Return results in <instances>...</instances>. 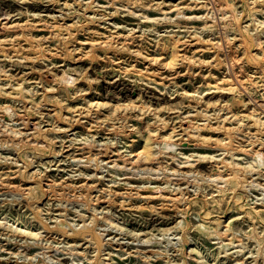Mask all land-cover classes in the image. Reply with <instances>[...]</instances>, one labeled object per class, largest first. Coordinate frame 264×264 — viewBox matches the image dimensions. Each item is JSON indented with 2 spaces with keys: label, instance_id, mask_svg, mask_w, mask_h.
I'll use <instances>...</instances> for the list:
<instances>
[{
  "label": "rangeland",
  "instance_id": "rangeland-1",
  "mask_svg": "<svg viewBox=\"0 0 264 264\" xmlns=\"http://www.w3.org/2000/svg\"><path fill=\"white\" fill-rule=\"evenodd\" d=\"M0 264H264V0H0Z\"/></svg>",
  "mask_w": 264,
  "mask_h": 264
},
{
  "label": "bare ground",
  "instance_id": "bare-ground-1",
  "mask_svg": "<svg viewBox=\"0 0 264 264\" xmlns=\"http://www.w3.org/2000/svg\"><path fill=\"white\" fill-rule=\"evenodd\" d=\"M141 156V155H140ZM140 156H139V153H138V155H137V157H136V160L134 161V162H130V163H132L133 165H134V163L135 164H137V165H139V162L141 161V158H140ZM127 162H128V160H127ZM150 191H153V189L151 188V190ZM31 192H32V190H29L28 191V195L29 194H31ZM148 198H151V197H148ZM64 221L63 220H60V221H58V224H61V225H63L62 223H63ZM83 227H85V225H82ZM92 237H93V240L95 241V242H100L101 241V237H102V234H100V233H96V234H93L92 235Z\"/></svg>",
  "mask_w": 264,
  "mask_h": 264
}]
</instances>
